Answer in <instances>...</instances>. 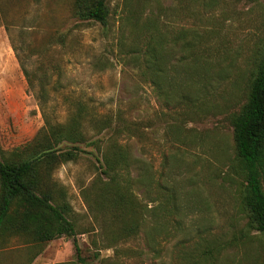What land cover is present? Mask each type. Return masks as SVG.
<instances>
[{
    "label": "rangeland",
    "instance_id": "obj_1",
    "mask_svg": "<svg viewBox=\"0 0 264 264\" xmlns=\"http://www.w3.org/2000/svg\"><path fill=\"white\" fill-rule=\"evenodd\" d=\"M73 2L0 0L1 146L10 151L35 137L45 124L41 103H47L51 121L62 122L79 100L93 111L120 108L143 123L144 138L131 139L137 155L155 168H162L167 157L178 165L182 223L167 222L171 231L157 251L146 245L144 231L127 240L104 231L83 195L99 162L82 153L55 164L49 181L70 204L75 239L37 242L25 234H0V264L77 261V248L86 264H209L199 248L208 239L241 234L249 219L242 177L231 168L236 152L230 115L246 101L254 54L264 43V0H109L106 25L75 18ZM136 20L191 31L202 39L201 48L208 41L218 48L214 70L219 75L199 93L198 113L179 127V106L166 105L121 46V24ZM179 135L185 140L178 142ZM236 257L244 264L263 263L264 240L254 236L242 242Z\"/></svg>",
    "mask_w": 264,
    "mask_h": 264
},
{
    "label": "trees",
    "instance_id": "obj_2",
    "mask_svg": "<svg viewBox=\"0 0 264 264\" xmlns=\"http://www.w3.org/2000/svg\"><path fill=\"white\" fill-rule=\"evenodd\" d=\"M71 13L82 21L106 25L109 0H74ZM121 25V46L129 61L137 65L166 105L179 106L175 118L181 126V120L198 113L199 93L207 91L213 75H219V70H214L215 61L220 62L218 48L211 41L201 48L200 36L185 29L173 30L156 20ZM186 56H191V61ZM254 58L246 101L230 115L236 152L231 168L242 177V200L249 219L241 234L211 238L199 248L201 260H209V264H244L236 257L240 244L254 236L264 240V43ZM44 95L41 88L40 98ZM46 104L41 103L45 124L31 141L10 151L0 143V234H25L37 242L61 236L75 239L70 204L49 181L55 164L88 153L99 162L83 193L94 219L104 231L126 240L144 231L146 245L157 251L160 239L165 240L171 231L167 222L177 227L182 223L178 165L167 157L162 168H155L152 161L137 155L131 139L144 138L143 123L120 108L115 113L93 111L79 100L62 122L50 120ZM176 139L185 140L180 135ZM151 202L157 204L151 207ZM57 264L86 261L77 248V261Z\"/></svg>",
    "mask_w": 264,
    "mask_h": 264
}]
</instances>
